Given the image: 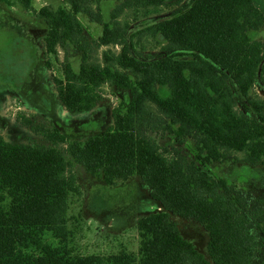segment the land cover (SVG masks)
I'll return each mask as SVG.
<instances>
[{"label": "trees", "instance_id": "obj_1", "mask_svg": "<svg viewBox=\"0 0 264 264\" xmlns=\"http://www.w3.org/2000/svg\"><path fill=\"white\" fill-rule=\"evenodd\" d=\"M16 1L30 10L36 0ZM95 1L71 0V11L37 12L48 26L46 65L53 67L66 43L80 53L79 70L63 64L55 80L69 112L92 111L104 85L130 92V103L115 108L113 125L85 142L35 126L49 146L11 144L0 136V264H249L253 229L264 224V202L211 166L232 161L235 153L244 154L248 165L264 161V100L253 96L256 85L264 92V32L263 39L250 34L264 31V0H191L136 30L120 21L127 11L179 7L188 0H123L111 22L102 20L98 6L95 13L87 8ZM0 3L12 6L14 0ZM83 12L103 24L100 47L120 48L118 54L103 52V65L90 63L81 41ZM144 33L161 45L159 55L143 58L137 52L135 40ZM239 104L244 113L236 110ZM158 134L175 146L162 147L152 138ZM191 141L193 159L180 150L191 149ZM59 144L109 187L140 178L165 208L138 221L137 255L76 253L72 243L81 220L68 214L71 198L81 197L84 187L69 174ZM170 214L204 228L211 262L184 239Z\"/></svg>", "mask_w": 264, "mask_h": 264}, {"label": "rangeland", "instance_id": "obj_2", "mask_svg": "<svg viewBox=\"0 0 264 264\" xmlns=\"http://www.w3.org/2000/svg\"><path fill=\"white\" fill-rule=\"evenodd\" d=\"M71 0H36L30 10L14 0V5L0 3V136L11 144H30L49 146V143L32 128L46 127L59 130L70 141L85 142L89 138L105 131L113 125V110L121 103L129 104L130 92L111 85H104L100 90L102 101L90 112H69L62 105L55 80L60 77L63 64H70L77 72L80 68V53L74 46L66 43L58 48V58L48 68L44 38L48 32L47 24L37 17L43 7L53 10L64 8L71 11ZM123 0H96L87 8L102 14V20L111 22V13ZM191 0L179 7L166 5L159 9H132L121 18L122 23L130 25L131 30L142 27L145 23L169 17L177 10H183ZM172 2V1H170ZM97 4V5H95ZM78 18L83 25L81 38L90 57V63L103 65L102 55L106 50L118 54L119 47H100L99 40L103 24L93 20L94 15L81 13ZM263 30L250 32L254 39H263ZM137 52L143 58H150L161 53V45L149 34L139 35L135 40ZM167 95L166 89H160ZM253 96L264 100V92L256 85ZM238 112H245L242 105ZM31 121L30 126L24 122ZM162 147L175 144L169 136L152 135ZM191 149L180 147L181 152L193 159ZM65 157L70 162L69 174L76 176L84 187L81 197L70 200L69 218L81 220L80 229L75 232L72 246L79 255H103L129 253L137 255L140 238L137 230L138 221L156 213H166L159 202L153 200L150 192L140 178L118 182L109 187L102 179L87 174L85 168L73 161L66 152L67 145L59 144ZM221 170V175L239 191L250 193L264 202V161L248 165L244 154H233L228 163L213 164ZM178 225L184 239L192 243L198 253L211 262L208 251L209 234L194 220L170 214ZM72 229L75 221L70 223ZM254 248L249 264H264V224L253 229Z\"/></svg>", "mask_w": 264, "mask_h": 264}]
</instances>
